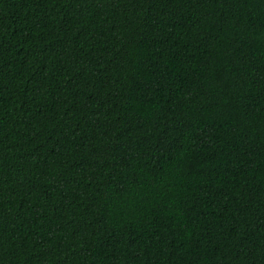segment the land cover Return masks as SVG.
<instances>
[{
  "label": "trees",
  "instance_id": "16d2710c",
  "mask_svg": "<svg viewBox=\"0 0 264 264\" xmlns=\"http://www.w3.org/2000/svg\"><path fill=\"white\" fill-rule=\"evenodd\" d=\"M0 264H264V0H0Z\"/></svg>",
  "mask_w": 264,
  "mask_h": 264
}]
</instances>
